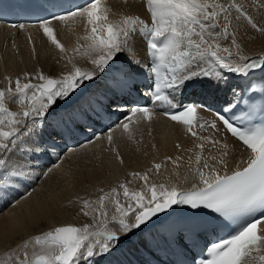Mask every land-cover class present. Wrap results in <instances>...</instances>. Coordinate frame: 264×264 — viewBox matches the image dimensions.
I'll list each match as a JSON object with an SVG mask.
<instances>
[{
  "label": "snow or ice",
  "instance_id": "snow-or-ice-1",
  "mask_svg": "<svg viewBox=\"0 0 264 264\" xmlns=\"http://www.w3.org/2000/svg\"><path fill=\"white\" fill-rule=\"evenodd\" d=\"M258 7L264 8V3H258ZM146 9L150 13V23L138 15L110 19L112 10L103 0H87L74 11L52 14L50 19L39 22L38 27L48 41L65 53V46L50 26L52 21L85 20L86 33L78 38L83 43L78 42L72 51L93 67L82 68L69 58L72 70L62 73L59 78L42 71L35 75L24 73L23 82L20 76L6 77L7 88H0V168L3 169L0 171V190H6L5 186L26 175L23 169L27 167V158H31L29 153L34 155L35 150L25 148L22 151L21 146L35 140L38 125H44L59 102L69 100L86 82H92L98 74L108 71L122 52L132 53L128 57L129 63L140 65L141 62L134 58L133 45L137 35L143 39L150 57L149 76L154 74L152 85L143 95L159 102V106L165 108L164 115L184 125L186 132L196 138L194 149L186 150L191 176L186 175L184 179L194 181L191 188L150 182L152 169L132 172L131 180L120 181L107 191L98 189L100 194L95 199L77 198L80 212L91 216L93 224H68L37 234L32 243L39 246L40 251L30 254L29 241H24L21 252L9 257V264H87L85 257L90 259L98 253L109 252L118 243L119 232L128 234L141 229L178 205L208 210L227 221L230 229L226 238L206 244L201 249V258L194 257L193 264H264V119L259 123L253 121L254 108L239 118V124L235 123L236 117L230 120L221 112L216 113L231 136L250 153L242 162L244 166L238 164L229 171L228 144L213 135H200V131L209 129L219 131L216 120L201 122L198 106L174 102V94L193 81L209 79L218 84L224 79L223 70L245 78L252 70L264 73V56L252 59L242 55L243 47L237 39L241 21L260 34H264V26L255 22L236 0L226 3L222 0H146ZM13 27L25 28L23 24ZM225 41L227 45L222 43ZM32 51L35 54L34 46ZM233 96H237L235 90ZM15 102L22 106V112L10 110L8 104ZM228 105L223 109L224 113L239 107L233 102ZM138 114L150 120L153 109L147 105L134 106L124 121L116 125L128 134L129 139L134 138L130 123ZM260 115L264 117V110ZM21 116L30 118L31 122L26 123ZM113 131L109 129L107 133L110 146ZM176 147L180 148V145ZM217 149L219 151L214 153ZM112 151L123 165L119 151L115 148ZM165 160L180 167L184 157L173 159L169 156ZM162 166L163 162L154 163L153 168L158 173ZM51 171L48 169L43 175L47 176ZM137 179L142 181L140 188H130ZM109 209H112L110 219L119 231L109 227ZM94 225L97 226L95 229Z\"/></svg>",
  "mask_w": 264,
  "mask_h": 264
},
{
  "label": "bare ground",
  "instance_id": "bare-ground-1",
  "mask_svg": "<svg viewBox=\"0 0 264 264\" xmlns=\"http://www.w3.org/2000/svg\"><path fill=\"white\" fill-rule=\"evenodd\" d=\"M222 2L226 3L227 0H222ZM236 2L243 6L244 10L252 16L255 22L264 26V8L258 7V3H264V0H236ZM107 5L116 13L111 14L112 19H118L121 15H131L135 12L140 14L143 13L141 0H110L107 2ZM233 14L235 15V13ZM241 24L242 26L239 29L237 39L243 47L242 55L251 57L256 54H261L264 56V34H260L251 29L245 21H241ZM50 26L54 29L57 38L65 46L67 50L65 53H61L52 45L47 37L44 36L42 29L35 25L25 27L23 30L3 25L0 26V88L8 84V81L3 78L5 71H13L12 73H15L12 76L13 79L17 74L20 75V71L22 72L23 70L35 75L37 71L34 65L35 61L42 66L45 75L54 76L56 78H59L62 73L72 70V64L69 63V58H73V63L84 68L81 66L82 57L73 53L72 49L76 47L78 42L83 43L82 40L78 41V38L84 36L86 33L85 20L76 18L75 21H54ZM29 36H31V41H29ZM222 43L227 45L228 42L225 41ZM33 46L36 49L35 54H33L32 51ZM133 47L135 49V56H143V45L141 44L140 38L135 37ZM130 55H132V53L122 52L118 54V59L116 60L122 61L125 67L135 66V64L129 63L128 57ZM59 57L62 58L60 59ZM57 58H59L60 61H65L67 64L63 65L56 63L54 71L49 72L48 67H50V65L48 63ZM113 64L111 67H113ZM88 65H90V63H88ZM106 72L98 74L94 81L86 82L85 86L88 94L103 87L107 76ZM33 82L35 83L36 81L33 80ZM85 98L83 97L82 99ZM78 103L79 102L76 104ZM8 107L13 111L22 112V106L18 102L9 103ZM154 114L155 115L147 121L140 118V124H136L133 128H130L134 133L133 139H129L126 132L121 134L119 130L120 133H114L115 139H113V144L111 146L108 144V141L105 142L102 138H99L93 143L82 146L80 150L73 149L69 151V157L66 154L68 158L66 157L64 162L66 160H69V162L62 167V171H54V167L50 166L52 171L47 176L44 175L43 178V173L47 172V165L40 167L37 161L34 160L35 154L33 155L30 152L29 156L31 158H29V160L27 158V167L23 169L26 175L21 178H28L29 180L34 176L35 180L37 178L40 180L38 185L40 183L42 185L41 187L38 186V188H35V193H38L36 197L34 196L20 202L22 210H19V212L16 211L18 209L12 206L15 203H11L10 205L7 204L14 190L11 189L10 192L0 190V206L3 205L4 209L7 207L9 210L13 209L15 211L12 216H9L8 213H5L6 215H3L4 213L0 214V246L6 244L13 245L15 243L13 251L7 252L0 260V264H6V258L10 257L13 253H20L24 241H29L28 251L30 254L32 252L38 253L40 251L39 246H34L32 243L33 238L37 234L52 230L62 224H72L74 226H83L86 222H88V224H93L91 216H84L80 212V205L74 202L72 203L71 198L83 197L94 199L99 192L98 189H104L106 186L112 184L111 181L125 177L127 173H129V169L148 167V169H152L149 173L151 177L150 182L157 184L164 183L166 185L176 184L181 189L191 188L194 181L191 179L185 181L184 179L186 175L189 177L191 176L187 163L189 153L186 150L189 148L194 149V145L197 141L195 138L187 135L181 125L169 122L156 113ZM200 114L203 120H216L212 115L205 112H201ZM20 118L24 119L26 123L31 122L30 118H23L22 116ZM216 122L219 131L209 130L217 135L214 136L215 138L228 144L229 156L226 157V160L229 165V171H231L238 164L240 166L243 164V159L248 151L236 140L229 137L217 120ZM48 132L49 129H44L41 133L37 131L35 140L30 141L26 146H28V148L32 146L35 150L42 152V149L37 148L35 141ZM121 144L125 146L122 147ZM176 144L181 145L180 150H178L179 148L177 149ZM106 145H109L107 150H105ZM24 148L25 146L23 149ZM113 148L119 151L120 156L124 160L123 165H121L116 159V156H113L111 153L112 151L110 150ZM108 149L110 152H108ZM218 151L219 149L214 150V153ZM169 156L173 159L177 156L184 157V160L180 162V167L174 166L171 161H166L165 158ZM13 160H15V157H13ZM162 162L163 166L157 173L153 165L154 163ZM34 163L38 165L37 169L31 167ZM0 171H3V169L1 168ZM127 179L129 178L127 177ZM15 182H19L18 178L10 185L17 186L23 189L24 192L27 191L25 186L23 187L20 183L18 186ZM139 182L142 184V181ZM135 183L136 181L133 182V184ZM140 186L141 185H137L136 187H132V189H139ZM21 195L18 196L16 200L23 198ZM67 211H72L73 214L76 215L75 218H65ZM79 214L82 217L81 220L77 217ZM111 214L112 209H109V227L114 231H119L118 226H116L115 223H111ZM96 227L97 226L94 225V229ZM119 236V241L128 239L122 232H119ZM117 244H119V242L115 243L112 249ZM85 259H87V264H94V262L90 261L87 257H85ZM257 264H259V262H257Z\"/></svg>",
  "mask_w": 264,
  "mask_h": 264
},
{
  "label": "rangeland",
  "instance_id": "rangeland-1",
  "mask_svg": "<svg viewBox=\"0 0 264 264\" xmlns=\"http://www.w3.org/2000/svg\"><path fill=\"white\" fill-rule=\"evenodd\" d=\"M4 45V44H3ZM60 59L62 58V57H59ZM59 58H57V59H54V60H51L48 64L50 65V67H48V71L49 72H53L54 71V68H55V66H56V63H59V64H63V65H66L67 63H65V61H60L59 60ZM82 59V65L81 66H83L84 68H87V69H91L93 66H91V65H88V62L84 59V58H81ZM34 65H35V68H37V71H36V73L37 72H40V70L43 72V70H42V66H40L39 65V63L37 62V61H35V63H34ZM19 71V70H18ZM13 71H11V72H6L5 71V74H4V76H3V78L4 79H6V77H12L13 76V74H15V73H12ZM15 72V71H14ZM24 73H26L25 72V70H23L22 72L20 71V75H16V76H20L21 77V79L23 78V75H24ZM10 74V75H9ZM15 78V77H14ZM6 81H7V79H6ZM6 86H8V84L6 85ZM6 86H2L1 88H5ZM119 134V133H118ZM115 138V137H114ZM134 141H136V140H134ZM177 145V144H176ZM121 146L122 147H124L125 145L124 144H121ZM28 147V146H27ZM109 147V145H106L105 146V150H107V148ZM180 147H181V145H180ZM178 149V148H177ZM181 148H179L178 150H180ZM80 150V149H79ZM117 150V149H116ZM110 151H112V150H110ZM109 151V149H108V152H110ZM118 151V150H117ZM112 154H113V156H115V153L112 151L111 152ZM66 154H67V156L69 157V152L68 151H65L63 154H62V156H60L59 158H60V161H58L57 163H55V164H50V166L51 167H53L54 165H59V167H54V171L56 170V171H60L61 169H62V167H64V165H66L68 162H69V160H66L65 162H64V160L66 159ZM67 157V158H68ZM83 164V163H82ZM84 165V164H83ZM82 165V166H83ZM33 167H37L38 165H35V163L32 165ZM50 166L48 167H46L47 168V171H48V169H50ZM82 169V168H81ZM148 169V167H146V168H140V169H129L130 171H129V173H127V175L125 176V177H123V178H120V179H118V180H115V181H111L112 182V184L111 185H108V186H106L105 188H104V190L105 191H107V190H109L110 189V187H112V186H116V184H118V182H120V181H128V180H131L132 179V177H131V175H130V172H133V171H139V172H144L145 170H147ZM38 170H39V167H38ZM62 171V170H61ZM150 175V174H149ZM43 176L44 175H42V178H43ZM127 177L129 178V179H127ZM39 179L37 178L36 180H35V184H33V186H29V191L28 192H30V193H28V195H26L25 197H23V198H19L18 200H16L15 202H13V203H15V204H13L12 206L13 207H15V209H18V210H16V211H18L19 212V210H22V205H21V201H23V200H26V199H29V198H32V197H36L37 195H38V193L36 194L35 193V188H38V186H40L41 187V183L38 185V183H39ZM136 181V183L135 184H130L129 185V187L130 188H132V187H136L137 185H141V183L139 182V180L137 179V180H135ZM18 186H19V182H15ZM27 192V191H26ZM100 193L98 192L97 193V195L95 196V198L99 195ZM71 198V197H70ZM77 198L78 197H76V198H71L72 199V203L74 202V203H76L75 202V200H77ZM94 198V199H95ZM75 199V200H74ZM13 201V200H12ZM10 203V202H9ZM9 203H7V204H9ZM18 203H20V204H18ZM23 203H26V202H23ZM10 205V204H9ZM19 207V208H18ZM79 207H81V206H79ZM2 213H4L3 215H6L5 213H8L9 214V216H12L14 213H15V211L13 210V209H11V210H9V208H5L4 209V207H2V208H0V214H2ZM66 217L65 218H75V214H73V212L72 211H67V213H66V215H65ZM77 217H78V219H82V217L80 216V214L79 215H77ZM57 218V217H56ZM111 223L113 224V221H111ZM86 224H88V222H86ZM62 225H64V224H62ZM123 235H124V233H123ZM128 235H130V233H128V234H125V236L126 237H128ZM120 237V236H119ZM120 239V238H119ZM10 242V241H9ZM14 246H15V243L13 244V245H8V244H6V245H2V246H0V260L4 257V255H6V253L7 252H9V251H13V249H14ZM14 254V253H13ZM12 254V255H13ZM15 254H17V253H15ZM11 255V256H12ZM6 264H9V257L8 258H6V262H5Z\"/></svg>",
  "mask_w": 264,
  "mask_h": 264
},
{
  "label": "water",
  "instance_id": "water-1",
  "mask_svg": "<svg viewBox=\"0 0 264 264\" xmlns=\"http://www.w3.org/2000/svg\"><path fill=\"white\" fill-rule=\"evenodd\" d=\"M78 95H79V93H77L75 96H73L71 100L74 101Z\"/></svg>",
  "mask_w": 264,
  "mask_h": 264
}]
</instances>
